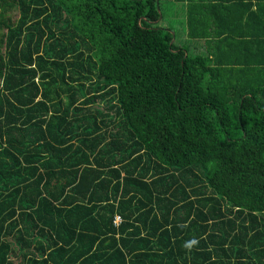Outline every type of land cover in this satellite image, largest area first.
<instances>
[{
  "label": "trees",
  "instance_id": "trees-1",
  "mask_svg": "<svg viewBox=\"0 0 264 264\" xmlns=\"http://www.w3.org/2000/svg\"><path fill=\"white\" fill-rule=\"evenodd\" d=\"M262 8L0 0V264H264Z\"/></svg>",
  "mask_w": 264,
  "mask_h": 264
},
{
  "label": "crops",
  "instance_id": "crops-1",
  "mask_svg": "<svg viewBox=\"0 0 264 264\" xmlns=\"http://www.w3.org/2000/svg\"><path fill=\"white\" fill-rule=\"evenodd\" d=\"M264 4V0H261ZM262 8L261 10H263ZM185 9L181 8L177 5H169L166 8V21L165 23H168L172 26V29L175 33H182L185 29ZM174 26V27H173Z\"/></svg>",
  "mask_w": 264,
  "mask_h": 264
},
{
  "label": "clouds",
  "instance_id": "clouds-1",
  "mask_svg": "<svg viewBox=\"0 0 264 264\" xmlns=\"http://www.w3.org/2000/svg\"><path fill=\"white\" fill-rule=\"evenodd\" d=\"M191 243H192V244H194V243H196V241H195V240H193ZM188 246H190V245H188Z\"/></svg>",
  "mask_w": 264,
  "mask_h": 264
},
{
  "label": "built area",
  "instance_id": "built-area-1",
  "mask_svg": "<svg viewBox=\"0 0 264 264\" xmlns=\"http://www.w3.org/2000/svg\"><path fill=\"white\" fill-rule=\"evenodd\" d=\"M118 220H119V219L117 218V222H118Z\"/></svg>",
  "mask_w": 264,
  "mask_h": 264
}]
</instances>
